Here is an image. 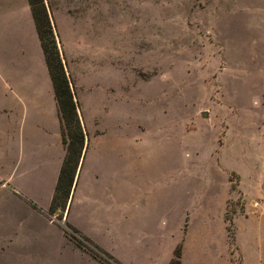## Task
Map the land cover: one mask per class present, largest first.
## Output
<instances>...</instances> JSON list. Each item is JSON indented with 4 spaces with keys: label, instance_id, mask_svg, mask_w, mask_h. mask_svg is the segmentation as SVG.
<instances>
[{
    "label": "crops",
    "instance_id": "crops-1",
    "mask_svg": "<svg viewBox=\"0 0 264 264\" xmlns=\"http://www.w3.org/2000/svg\"><path fill=\"white\" fill-rule=\"evenodd\" d=\"M55 35L87 134L63 223L49 214L66 157L54 85L29 0H0V264H35L34 258L37 264H81L64 224L123 264H169L182 236L181 264H224L230 176L249 210L264 205L254 167L264 163V122L255 128L257 137L246 133L243 115L235 126L211 128L220 131L211 155L216 171L195 173L192 143L163 138V131L175 130L171 126L124 124L123 98L114 100L116 122L99 125L103 118L113 121L97 91L104 82L113 91L110 78L84 75L89 61L78 75Z\"/></svg>",
    "mask_w": 264,
    "mask_h": 264
},
{
    "label": "rangeland",
    "instance_id": "rangeland-1",
    "mask_svg": "<svg viewBox=\"0 0 264 264\" xmlns=\"http://www.w3.org/2000/svg\"><path fill=\"white\" fill-rule=\"evenodd\" d=\"M48 2L54 34L58 32L67 57L76 62L78 75H83L89 61L84 75L105 76L110 78L109 88L113 85V91L105 82L97 90L107 99L113 120L100 119L99 125L116 122L120 114L114 100L123 98L124 124L173 127L171 133L163 131V138L171 134L178 142L192 143L194 172L209 169L211 174L217 165L211 159L217 149L213 137L220 132L216 129L213 134L211 128L235 126L243 115L246 133L260 135L255 128L264 122L260 117L264 115V0ZM56 42L59 48L57 38ZM254 167L264 194V163ZM230 178L223 263L264 264V205L249 210L239 181L234 175ZM60 216L61 211L53 216L57 223L64 222ZM239 216L242 221L236 224ZM250 216L252 224H246L244 217ZM64 229L80 246L72 241L82 253L81 264H123L65 224Z\"/></svg>",
    "mask_w": 264,
    "mask_h": 264
},
{
    "label": "trees",
    "instance_id": "trees-1",
    "mask_svg": "<svg viewBox=\"0 0 264 264\" xmlns=\"http://www.w3.org/2000/svg\"><path fill=\"white\" fill-rule=\"evenodd\" d=\"M29 3L54 85L55 95L63 123V142L66 147V157L49 210V214L54 216L58 213V211L62 212L67 207L81 161L84 157L87 134L85 133L80 121L78 104L74 99L70 81L56 42L48 9L45 5V0H29ZM60 217L62 219V216ZM66 225L75 233L81 235L86 241L96 245L93 241L83 236L70 224ZM70 237L76 244L77 240L75 237ZM76 245L80 247L78 243ZM96 247L114 259V257L101 249V247L97 245ZM181 258L182 246L175 250L174 259H172L169 264H181ZM118 264L120 263L118 262Z\"/></svg>",
    "mask_w": 264,
    "mask_h": 264
}]
</instances>
